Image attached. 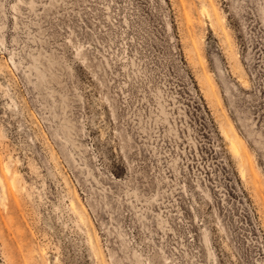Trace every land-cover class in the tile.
Returning a JSON list of instances; mask_svg holds the SVG:
<instances>
[{"label": "rangeland", "instance_id": "374dc122", "mask_svg": "<svg viewBox=\"0 0 264 264\" xmlns=\"http://www.w3.org/2000/svg\"><path fill=\"white\" fill-rule=\"evenodd\" d=\"M0 264H264V0H0Z\"/></svg>", "mask_w": 264, "mask_h": 264}, {"label": "bare ground", "instance_id": "6f19581e", "mask_svg": "<svg viewBox=\"0 0 264 264\" xmlns=\"http://www.w3.org/2000/svg\"><path fill=\"white\" fill-rule=\"evenodd\" d=\"M233 144V147L232 148H234L233 150H235V152L236 151H238L239 152V150H240V147H239V145H238V143L236 142V140L235 139H233V142H232Z\"/></svg>", "mask_w": 264, "mask_h": 264}]
</instances>
